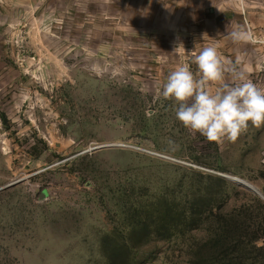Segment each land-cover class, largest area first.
<instances>
[{"label":"rangeland","instance_id":"1","mask_svg":"<svg viewBox=\"0 0 264 264\" xmlns=\"http://www.w3.org/2000/svg\"><path fill=\"white\" fill-rule=\"evenodd\" d=\"M206 46L264 88V0H0V264L264 259V125L209 142L160 95Z\"/></svg>","mask_w":264,"mask_h":264},{"label":"clouds","instance_id":"2","mask_svg":"<svg viewBox=\"0 0 264 264\" xmlns=\"http://www.w3.org/2000/svg\"><path fill=\"white\" fill-rule=\"evenodd\" d=\"M234 43L251 40L245 31L230 33ZM184 49L183 44L174 48ZM194 74L188 63L178 65L162 84L160 95L175 101V116L191 133H199L209 142H236L249 122L264 125V88L234 73V84L224 83L225 69L217 46H206L193 61ZM212 85H219L214 91ZM171 143V142H170Z\"/></svg>","mask_w":264,"mask_h":264},{"label":"water","instance_id":"3","mask_svg":"<svg viewBox=\"0 0 264 264\" xmlns=\"http://www.w3.org/2000/svg\"><path fill=\"white\" fill-rule=\"evenodd\" d=\"M237 182L243 185L245 188H247L249 191H251L255 195H257L260 199L264 200V197H262V195L257 190L251 188L250 186H248L247 184H244L243 182H240V181H237Z\"/></svg>","mask_w":264,"mask_h":264},{"label":"trees","instance_id":"4","mask_svg":"<svg viewBox=\"0 0 264 264\" xmlns=\"http://www.w3.org/2000/svg\"><path fill=\"white\" fill-rule=\"evenodd\" d=\"M218 243H220L219 240H218ZM224 243H226V238H225V240H224ZM221 245H222V248L226 246V245H224V244H221ZM109 258H110V257H108V259H109ZM256 264H264V259H262L261 262L256 263Z\"/></svg>","mask_w":264,"mask_h":264},{"label":"bare ground","instance_id":"5","mask_svg":"<svg viewBox=\"0 0 264 264\" xmlns=\"http://www.w3.org/2000/svg\"><path fill=\"white\" fill-rule=\"evenodd\" d=\"M237 181H240V182H243L244 184H247L248 186H250L251 188H253V189H255L253 186H251L250 184H248V183H245L244 181H241V180H239V179H236ZM256 190V189H255Z\"/></svg>","mask_w":264,"mask_h":264}]
</instances>
